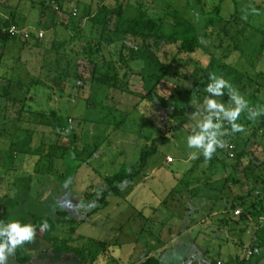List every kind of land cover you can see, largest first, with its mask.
I'll return each mask as SVG.
<instances>
[{
	"label": "rangeland",
	"instance_id": "rangeland-1",
	"mask_svg": "<svg viewBox=\"0 0 264 264\" xmlns=\"http://www.w3.org/2000/svg\"><path fill=\"white\" fill-rule=\"evenodd\" d=\"M66 1L74 9L72 21L67 12L56 9L55 2L48 9H42L31 0H0L1 17H10L14 12V21L21 29H33L37 34L43 32L37 45L34 40L18 39L9 42L4 50L0 46V56L3 53L4 61L13 66L25 84L31 78L40 82L31 91L36 96L30 101L33 109L41 108L42 100L59 113L66 109L74 118L71 123L78 136L77 160H74L68 155L69 136L64 130L57 133L51 125L42 123V119L33 121L32 116L25 114L17 121L19 103L5 102L0 108V208L5 197L14 198L22 193L25 199L37 200L26 207L28 211H66V222L59 224L54 234L65 240L71 238L70 244L80 248L90 244L89 239L96 240L97 246L86 257V262L91 264H140L146 254L159 257L164 264H212L217 261L264 264L261 205L248 197L241 202L235 200L236 207L230 208L236 194L241 190L251 191L261 184L264 176V127L259 126L262 115L249 120L247 113H243L237 121L244 126L243 132L223 137L227 146L218 148L210 160H205L202 154L192 160L189 153L197 150L187 147V137L195 129L197 118L193 116L196 109L189 104L183 117L186 123L175 130L174 142L162 146L150 159L146 175L137 176L119 194L108 195L105 207L88 213L100 203L102 177L115 173L123 165H135L139 149L158 134L157 127L165 125L161 112L143 98L154 81L149 76L159 74L162 66L156 58L148 62L139 59L132 62V67L143 69L144 74H132L121 88L87 83L73 98L69 97L71 85L61 76L67 70V57L56 61L61 54L52 49V41L69 39L68 59L76 58L80 70L86 74L82 47L87 41L93 44L101 32L100 25L94 26L89 20L88 12H95L102 2L114 5V0ZM126 1L124 16L135 17L138 13L133 5L135 0ZM140 2L152 16L163 15L171 8L179 10L196 25L204 42L208 39L203 34L205 21L210 16L217 22L236 12V23L231 22L227 27L232 37L238 35L237 29L245 27L246 33L235 37L238 41L244 40L241 46L245 55L233 49L225 58L226 67L220 75L249 101L250 106L264 107V47L260 48L264 43V0ZM216 6H220L219 13L214 12ZM252 7L259 14L251 13ZM245 12L247 19H242ZM111 23L113 17L109 25ZM72 24L78 30L73 29ZM166 28H170V24ZM206 43L214 50L219 40L209 35ZM164 50L168 56L163 50L157 52V56L168 61L175 46H166ZM207 67L212 73V65ZM184 76L182 73L170 76L171 82L179 84L170 98L172 103L180 102V95L187 96L184 88H193L199 74ZM6 83L0 79V92ZM162 87L165 91L171 85L163 84ZM11 91L10 94L20 98L25 88L18 91L14 87ZM48 91L51 94L46 98L44 93ZM206 95L197 93L193 101L203 106ZM216 99L227 103L229 98L225 94ZM85 118L96 122L84 121ZM115 118L120 121L114 127ZM225 127L230 130L229 125ZM18 129L40 133V141L49 147L48 155H32L26 150L25 140L22 145H14L13 135ZM230 144L235 153L243 147L248 152L236 158ZM85 159L87 163L76 166ZM232 176L238 178V186ZM90 193L93 195L86 199ZM253 201L255 207L251 205ZM27 264L80 263L72 252L57 257L51 251L44 256L33 251Z\"/></svg>",
	"mask_w": 264,
	"mask_h": 264
},
{
	"label": "trees",
	"instance_id": "trees-1",
	"mask_svg": "<svg viewBox=\"0 0 264 264\" xmlns=\"http://www.w3.org/2000/svg\"><path fill=\"white\" fill-rule=\"evenodd\" d=\"M33 3L39 5L42 9H48L53 2L56 3V9L67 12L72 21L71 15L73 14V7L68 5L66 0H31ZM104 1V0H102ZM2 3V2H1ZM127 5L126 0H114V5L105 4L102 2L101 6L95 10V12H88V18L91 23L100 25L101 32L100 37L93 44L87 41L82 47V53L84 55V64L87 67V73L84 74L80 70V62L73 57L68 59L66 48L69 45V39L53 40L52 49L56 53H60L61 56L56 58L59 62L61 57H67L66 66L67 70L61 73L67 82L71 85L72 91L69 97L73 98L78 92V89L83 88L87 83H99L102 85L110 86L115 89L122 87L123 82H127V79L132 74H144L143 69L136 70L132 67V62L143 59L158 60L162 69L159 74H151L149 78L153 79L151 86H148L143 98L151 102L160 112L165 122V125L158 128V134L153 136L150 143L141 147L138 151V156L135 160V165L127 166L123 165L118 171L111 175H104L102 177L103 188L101 196L99 197L100 203L89 210V214H93L95 211L107 205L108 195L119 194L127 185L131 184L137 176L140 174L146 175L147 168L149 166L150 159L155 156L158 150L165 145L174 142L175 130L178 127H183L186 123V119L183 118L187 113L189 104L196 97L197 93L206 94L205 87L209 83L208 65H212V72L218 76L226 67L225 58L231 54L234 50L238 53L245 52L242 50V40L238 41L235 37L246 33V29H237L235 36L229 32L227 27L231 22L236 23L237 13H233L229 18L214 19L210 16L205 21V30L203 34L218 38L219 43L214 44V50L210 49V45L202 41L200 31L194 23L187 20L176 9H167L163 15L152 16L149 12L143 8L140 0H135L133 5L138 9V13L135 17H125L124 10ZM2 6V4L0 5ZM17 6V5H16ZM73 9V10H72ZM220 6H216L215 13H219ZM113 17V24L109 25L111 18ZM18 24L14 21V12H11L10 17L0 16V46L4 50L9 42L12 40H34V45L38 44L39 36L36 30L28 29V36L23 34H10L8 28L10 25ZM170 24V28H166ZM73 25V24H72ZM45 27V26H44ZM77 26L73 25V29H77ZM207 30V31H206ZM216 33V34H215ZM77 35V34H76ZM24 44V43H22ZM166 46H175V51L168 61H165L162 57L157 56V52L164 51ZM260 48L264 47V43L260 44ZM107 47V48H106ZM112 47V48H111ZM107 49L106 53L104 49ZM220 49L218 51L217 49ZM234 49V50H233ZM233 50V51H232ZM116 57H115V56ZM201 58H200V57ZM203 61H206L204 63ZM252 64V61H250ZM198 73L197 82L190 90L187 91V96L183 95L179 97L180 102H171L170 98L178 90L179 84L170 81V76L184 74L185 76L192 73ZM144 76V75H143ZM184 76V77H185ZM0 79L5 80L7 83L2 87L0 92V108H3L5 102H12V104L19 103V107L16 110V120L20 121L23 114L28 117L32 116L33 121L42 119V123L51 125L57 133H63L69 136V153L74 160H77V133L74 130V125L71 123L72 119L65 110L60 113L54 108L46 105L42 100L41 108L34 110L30 101L36 98L35 94L31 91L36 88L40 82L36 78H31L28 83H24L18 73L14 72L12 65L7 64L4 61L3 53L0 56ZM16 87V90L25 88V91L20 92L21 96L16 97L10 94L11 89ZM163 84L171 85V88L163 91ZM33 92V91H32ZM195 92V95L193 93ZM50 92L44 93L46 98L50 97ZM177 100V101H178ZM104 108V107H103ZM106 109V108H104ZM84 121L96 122L95 120L84 119ZM119 119L115 118L112 124L118 125ZM78 122H81L78 121ZM107 123L106 121H103ZM259 126L264 127V115H262L259 121ZM161 129V130H160ZM19 130V131H18ZM17 133H14L15 143L14 145H22L24 140L26 141L27 151L32 155L44 156L48 155V146L40 141V133H29L26 129H18ZM14 140V139H13ZM39 143V144H38ZM231 146V144H230ZM229 149V147H227ZM232 152H236L234 146L230 147ZM246 147H243L239 153H235L236 158H240L243 153H247ZM67 154L63 155L65 158ZM253 161V160H252ZM87 163V159L83 162H77L76 166ZM261 177V176H260ZM63 178V177H62ZM232 181L238 186L239 180L236 176H232ZM93 194L90 193L86 196L90 198ZM253 197L260 205L261 212H264V176L261 177V184L253 188L251 191H243L236 194L233 198V202L230 208H235V200L243 201L245 198ZM36 201L34 198L25 199L22 193H17L14 198L5 197L2 200V208H0V220L5 222L12 220H19L22 223H31L37 227L36 239L33 243H27L22 248H18L16 253L18 260L21 262H27L30 260L32 251H38L43 255L51 251L54 256L59 257L65 253H74L80 264H91L86 262V257L91 250L97 246L96 240L89 239L86 247L80 248L78 245L73 246L70 244V239H61L54 234L55 228L66 222L67 212L56 210L52 212H39L26 209L30 206L31 201ZM255 201L251 205L255 207ZM47 220L50 228L41 232L39 229L40 224ZM140 264H164L163 261L154 255L146 254ZM212 264H215L212 263Z\"/></svg>",
	"mask_w": 264,
	"mask_h": 264
},
{
	"label": "clouds",
	"instance_id": "clouds-1",
	"mask_svg": "<svg viewBox=\"0 0 264 264\" xmlns=\"http://www.w3.org/2000/svg\"><path fill=\"white\" fill-rule=\"evenodd\" d=\"M251 13L259 14L254 7ZM247 12L242 19H247ZM207 95L203 100V106L196 101L190 104L196 109L193 116L197 118V124L192 134L187 137V147L195 149L189 153V159L195 160L202 154L205 160H210L217 149L227 146L223 137L237 132H243L244 126L237 121L243 113H247L249 120H255L264 115V107L250 106L249 101L223 76L209 73V83L205 87ZM228 96L225 103L216 99ZM195 95V92L193 93ZM225 124L230 126L225 127ZM50 228L47 220H44L39 229L41 232ZM37 227L31 223H22L19 220L5 222L0 220V264H8L9 258L14 257L18 248L27 243H33L36 239Z\"/></svg>",
	"mask_w": 264,
	"mask_h": 264
},
{
	"label": "built area",
	"instance_id": "built-area-1",
	"mask_svg": "<svg viewBox=\"0 0 264 264\" xmlns=\"http://www.w3.org/2000/svg\"><path fill=\"white\" fill-rule=\"evenodd\" d=\"M8 32L12 35L14 34H23L24 36H28V29H21L20 27H17L16 25L12 24L8 28ZM43 32H38V36H42ZM249 254H251V251H249ZM215 264H222L221 261H217Z\"/></svg>",
	"mask_w": 264,
	"mask_h": 264
},
{
	"label": "flooded vegetation",
	"instance_id": "flooded-vegetation-1",
	"mask_svg": "<svg viewBox=\"0 0 264 264\" xmlns=\"http://www.w3.org/2000/svg\"><path fill=\"white\" fill-rule=\"evenodd\" d=\"M50 252V251H49ZM49 252H47V253H49ZM31 254H32V256H31V258H30V260L32 259V257H33V251L31 252ZM41 256H44L42 253H39ZM29 260V261H30ZM29 261H27V262H21V261H19L18 260V255H17V253L15 254V256L14 257H10L9 258V262H8V264H27Z\"/></svg>",
	"mask_w": 264,
	"mask_h": 264
}]
</instances>
